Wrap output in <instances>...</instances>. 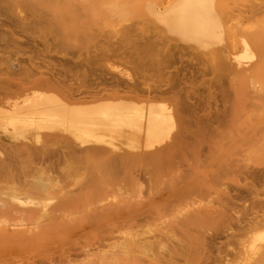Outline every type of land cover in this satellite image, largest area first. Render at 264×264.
I'll return each mask as SVG.
<instances>
[{
  "label": "bare ground",
  "instance_id": "1",
  "mask_svg": "<svg viewBox=\"0 0 264 264\" xmlns=\"http://www.w3.org/2000/svg\"><path fill=\"white\" fill-rule=\"evenodd\" d=\"M161 1L146 9L167 39L211 49L204 56L236 78L264 73V20L253 0ZM58 88L21 79L0 95V152L9 150L0 157V264H180L183 247L171 239L186 229L182 220L216 218L239 222L237 264H264V192H253L245 219L239 206L244 186L264 179L246 169L260 148L257 125L224 117L218 150L199 160L220 174V187L206 204L189 202L190 173L151 168L183 142L179 131L165 145L176 126L170 91L118 89L84 100ZM235 145L236 156L228 151ZM231 169L237 189L226 182Z\"/></svg>",
  "mask_w": 264,
  "mask_h": 264
},
{
  "label": "rangeland",
  "instance_id": "2",
  "mask_svg": "<svg viewBox=\"0 0 264 264\" xmlns=\"http://www.w3.org/2000/svg\"><path fill=\"white\" fill-rule=\"evenodd\" d=\"M148 1L0 0V95L10 90L12 82L36 78L52 79L71 99L90 100L118 89L170 91L176 126L165 145L172 144L179 131L184 133L183 142L151 168L178 175L187 171L192 187L185 200L206 204V193L219 189L222 178L199 160L218 150L216 130L230 112L241 117L235 122L259 127L260 148L247 160L246 169L264 171V73L236 78L204 56L211 49L167 39L147 13ZM253 1L260 12L257 19L264 20V0ZM234 8L231 15L238 21L240 8L238 4ZM253 23L246 24L249 31L254 30ZM2 151L3 158L9 150ZM228 151L236 156L241 149L235 145ZM226 182L238 188L232 169ZM253 186L252 190L244 186L245 200L239 201L244 219L253 192H264V179ZM212 201L219 206L222 197L213 195ZM182 223L186 229L178 232V240L171 239L183 247L180 264H237L243 255L244 242L233 236L239 233L237 220L183 219Z\"/></svg>",
  "mask_w": 264,
  "mask_h": 264
}]
</instances>
